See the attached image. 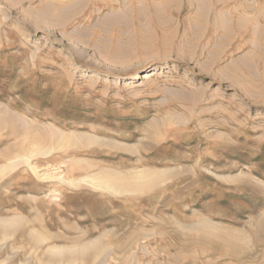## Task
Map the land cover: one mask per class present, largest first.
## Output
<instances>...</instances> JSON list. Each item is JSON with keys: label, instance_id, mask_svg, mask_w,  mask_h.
<instances>
[{"label": "rangeland", "instance_id": "1", "mask_svg": "<svg viewBox=\"0 0 264 264\" xmlns=\"http://www.w3.org/2000/svg\"><path fill=\"white\" fill-rule=\"evenodd\" d=\"M0 264H264V0H0Z\"/></svg>", "mask_w": 264, "mask_h": 264}, {"label": "bare ground", "instance_id": "2", "mask_svg": "<svg viewBox=\"0 0 264 264\" xmlns=\"http://www.w3.org/2000/svg\"><path fill=\"white\" fill-rule=\"evenodd\" d=\"M152 75H151V73H145V74H143L142 75V80H148V79H150V77H151ZM60 137V136H59ZM115 179V178H114ZM107 181V180H106ZM115 181V180H114ZM91 183V182H90ZM107 183H109V182H107ZM109 184H107V186H108ZM110 186V185H109Z\"/></svg>", "mask_w": 264, "mask_h": 264}]
</instances>
